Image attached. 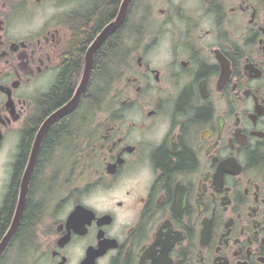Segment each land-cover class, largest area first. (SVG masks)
Returning <instances> with one entry per match:
<instances>
[{
	"label": "flooded vegetation",
	"instance_id": "obj_1",
	"mask_svg": "<svg viewBox=\"0 0 264 264\" xmlns=\"http://www.w3.org/2000/svg\"><path fill=\"white\" fill-rule=\"evenodd\" d=\"M122 2L0 0V262L264 264V0Z\"/></svg>",
	"mask_w": 264,
	"mask_h": 264
},
{
	"label": "trees",
	"instance_id": "obj_2",
	"mask_svg": "<svg viewBox=\"0 0 264 264\" xmlns=\"http://www.w3.org/2000/svg\"><path fill=\"white\" fill-rule=\"evenodd\" d=\"M105 3V8L102 12L97 13L96 14V18H95V27L99 26V24H102L104 21H110L112 15L114 14L115 10H116V6L119 2V0H102ZM79 26L80 29H78L77 35H76V41H75V45H74V50L72 51V55L67 57L66 59H68V61L72 62L74 65V69H76L78 67L79 64V54L80 51L82 50V48L86 45V43L90 40V38L93 36V31H88L85 26L81 25L82 19L79 20ZM118 34H112L106 41L104 47H103V54H101V58L100 55L98 57V61L96 62V70L98 69H102V58L107 56L106 60L109 61L110 58L115 57V54L117 53L116 51V46L118 43ZM105 54V55H104ZM67 65V64H66ZM67 66H65V76H67ZM64 86L62 87V94L61 97L63 95L66 94V91H68L70 89V79L69 82L63 81L62 83ZM54 103L53 98L51 97L50 100L48 101L47 105H52ZM56 131V133H55ZM65 131V126L63 124H59L57 126V128H55L52 133L50 134L49 137H47L45 143H44V152H46L49 147H51L52 143L59 138V136ZM58 133V134H57ZM58 137V138H57ZM35 213V207L33 205L29 206L27 213H26V219L24 220L22 227L19 229L16 238L21 236L22 233H24L25 231H28V226L30 221L33 218V215ZM4 217V213L2 212L0 214V219H3ZM0 264H2V262H0ZM11 264H24L23 261H12Z\"/></svg>",
	"mask_w": 264,
	"mask_h": 264
},
{
	"label": "water",
	"instance_id": "obj_3",
	"mask_svg": "<svg viewBox=\"0 0 264 264\" xmlns=\"http://www.w3.org/2000/svg\"><path fill=\"white\" fill-rule=\"evenodd\" d=\"M130 0H123L122 2V8L120 10V13L118 15V17H116V19L114 21H112L111 23H109L107 25V27L102 31V33L99 35V37L97 38V40L94 43V47L91 50V53L94 51V49L97 47V45L108 35L110 34L112 31H114L123 21L124 19V15L125 12L127 10L128 4H129ZM84 83H85V79H83ZM75 106V104H72V107ZM39 143H40V139H39ZM38 147L39 144L36 146V152L38 151ZM33 161V160H32ZM31 167L32 164L30 165V169L27 173V178L26 181L28 182L29 176L31 174ZM24 185V184H23ZM25 196H26V189L23 187L22 191H21V197L19 199V203H18V207H17V212H16V216L14 218L13 224L9 230V232L4 236V238L2 239V241L0 242V253L4 250V248L6 247L7 243L9 242L10 237L13 235L14 231L16 230L20 217L22 215V211L24 208V203H25Z\"/></svg>",
	"mask_w": 264,
	"mask_h": 264
}]
</instances>
